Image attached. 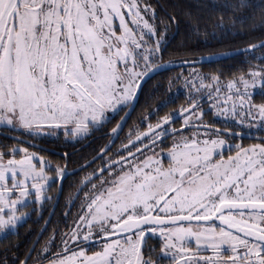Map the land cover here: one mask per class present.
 Returning a JSON list of instances; mask_svg holds the SVG:
<instances>
[{
	"label": "snow or ice",
	"instance_id": "snow-or-ice-1",
	"mask_svg": "<svg viewBox=\"0 0 264 264\" xmlns=\"http://www.w3.org/2000/svg\"><path fill=\"white\" fill-rule=\"evenodd\" d=\"M194 7L0 0V238L19 235L29 204L42 213L56 178L57 203L64 193L70 154L54 163L45 145L67 148L115 122L68 193L65 220L79 206L67 230L53 229L40 247L37 238L23 256L6 245L0 264H264V0ZM181 15L205 44L233 42L180 61L168 84L182 81L185 104L163 115L162 104L149 109L117 145L143 84L176 63L164 53ZM236 37L250 39L231 50ZM235 55L246 68L197 67ZM246 136L257 142H235Z\"/></svg>",
	"mask_w": 264,
	"mask_h": 264
},
{
	"label": "flooded vegetation",
	"instance_id": "flooded-vegetation-1",
	"mask_svg": "<svg viewBox=\"0 0 264 264\" xmlns=\"http://www.w3.org/2000/svg\"><path fill=\"white\" fill-rule=\"evenodd\" d=\"M177 33H178V30L175 28L172 29L171 32H169L168 43L172 39L174 34H177ZM168 43H167V46H168ZM167 56H168V50L166 47V50L164 53V59L165 60H167ZM176 69H178L177 70V73H178L182 70V67L176 68ZM165 79H166V76L164 77V79L161 78L160 81L158 79L152 84L153 89L150 88V90H148L149 94H148V97L144 103H140V104L138 103V100L140 97V95H139L136 106H135V110L132 112L130 118L128 119L127 124L124 125V130H123V132L120 133V139H117V141H116L117 145H119L120 140H122L128 134L129 130L133 127V125L139 124L141 118L147 114V111L149 109H151L153 112H155L156 106L158 104H162L163 106L160 108L158 115H163V114H160V112L164 111L168 108V107H166V106H168L167 105L168 102H174L175 103L181 94L186 97V90L183 87L182 81L179 82L176 85V87L174 86L173 89H170L173 86L171 85V87H169V84L167 83V81H165ZM144 84H143V86H144ZM158 84L163 85L162 90H164L166 94L158 104H153L151 102L152 93H154V92L156 93ZM140 94H141V92H140ZM184 102H186V98H185ZM183 104H185V103H183ZM181 105L182 104L180 103L175 108H171L167 111H171L174 109L178 110ZM204 106L205 107L208 106V101H207L206 96H205V100H204ZM121 115H123V113H121ZM153 117H155V118H153ZM153 117H152V122L155 123L158 116L153 115ZM117 119H119V117H117ZM206 119H207V117H206ZM114 123L115 122H113V124L107 125L106 128L102 129L101 131L93 132L86 139H82L78 143H74L73 145H71L67 148H65L63 146H55L52 143L45 145V147H48L50 149H54V151L57 153L56 155H52L51 153H42L43 155H45L49 159H51L54 163L59 162V163L63 164L65 161H64L62 154L64 152H68L70 154L68 156V159H67L68 172L65 175V178L63 180V185L64 184L66 185L65 189H66L67 194H66L65 198H63L62 195H60L59 202L58 203L56 202L55 197L57 196L58 184H59V178H56L55 182H53L51 184V187L46 191V195L53 197V199L50 200V205H49L48 210L45 209V208H47L46 203L44 205V209H43L42 213L39 210L35 211V212L32 211V208L36 207L35 205L31 204V206H29L28 211L31 212V215L29 217H26L25 220L19 225V227L17 229V231H19L20 226H23L28 220H31L32 214H33V216L36 217V220L38 222V226H37V229L35 230V232L33 234V237H32V240H31L29 246L27 247V250L37 240V238H39L41 241V244L37 245V247H40L44 243V241H46L49 238V236L52 235L53 229L59 230L57 232V237L59 236L60 231H66L67 230L65 228V224L66 223L71 224L72 215H74L77 212L78 206H79V201H77L76 206L72 207V215H69L67 217V220H65L63 213L67 211V208L69 206L68 200H67L68 193L70 191H74L76 183L86 174V172L91 171V168H88L85 171H80L78 168L81 167L83 164L87 163L88 161H90L94 155H97L99 153L100 147L109 142L108 137L105 136V132H107L112 126H114ZM146 126H147V122H145L144 129H146ZM144 129H141V130H144ZM2 139H4V138L0 137V140H2ZM250 141H255V140L249 139L246 136L243 141L237 140L235 142L236 143L242 142L244 144V142L247 143ZM167 142L168 141H165V143H167ZM99 163H100V161L97 160L95 162V164H92L91 167L94 168ZM51 175L55 176L54 173H51ZM53 206H55L54 212H53ZM44 212H45V215L43 216ZM41 215H42L43 219L40 218ZM55 215L57 216V218H55ZM49 218H50V220H49ZM46 223H47V230L44 231ZM42 231H43V235L41 236ZM0 239H2V238H0ZM57 243L59 244V239H57ZM149 243L151 244V243H153V241L150 239ZM56 250L57 249H53V251H56Z\"/></svg>",
	"mask_w": 264,
	"mask_h": 264
},
{
	"label": "trees",
	"instance_id": "trees-1",
	"mask_svg": "<svg viewBox=\"0 0 264 264\" xmlns=\"http://www.w3.org/2000/svg\"><path fill=\"white\" fill-rule=\"evenodd\" d=\"M169 2H174V0H169ZM180 2L183 3H187V4H191L193 5L192 11L195 13L196 12V8L194 7V5L198 2V0H180ZM254 3H259V0H253ZM201 29H203V22L201 23ZM209 31H212L211 27H209L208 29ZM171 32V30H170ZM249 37H236L235 38V43H233V48L231 50H235L236 47H244V44L241 43V41H247L249 40ZM204 37L203 36H195L192 31L191 28L187 22V18L184 17L183 15H181L180 17V26L178 29V33L174 34V36L172 37V39L169 41L168 46H167V50H168V56H167V60H173V61H182L185 58L188 59H192V58H199L200 56H206L209 55L212 52H217V51H226L229 50L227 48H225L224 46L230 44L233 42V37L228 36L226 38H224L223 40L217 41L215 39H210L209 42L207 44H205L204 42ZM183 43V47H181V44ZM186 49H191L192 50V54L188 55L187 57L185 56V50ZM259 55V53H258ZM246 59V57L244 55H235L233 57L230 58H225L219 61H214V62H209L206 64H202L199 65L197 67H203V69L205 71H209L212 69H222L225 73H228L230 71H238L240 68H246L247 65L243 64L242 61H244ZM178 69H168L167 71L154 75L151 79H149L144 86L142 87V91L138 100V103H144L148 97V90L153 89L152 84L159 79V81L162 79H164V77L166 76L165 81H167L168 83V77L170 76H174L177 73ZM184 71H188V69H183ZM179 82H175L172 84V88L173 89L174 86L176 87V85ZM163 84V83H162ZM162 84H158L157 86V90L156 93H152V100L151 102L153 104H158L162 98L165 96V91L162 90L163 85ZM168 94V93H167ZM185 96H183L182 94L178 97V100H176V102H168V107L166 110L161 111L160 114H164L166 112H168L167 110L171 109V108H175L178 104H183L185 103ZM257 99H259V96H257ZM155 118V117H153ZM245 144V142H244ZM66 185H63V189H64V193L62 195L63 198H65L67 192L65 189ZM61 197V198H62ZM47 204V208H45L46 210H48L49 205H50V201L46 202ZM45 215V212L43 214V216ZM35 218V219H34ZM55 218H57V216L55 215ZM43 219V218H42ZM38 226V222L36 220V217L31 216V220H28L23 226H20V229L18 231L19 235H10L9 237H7V239H0V253L3 252V249L6 245L12 244H18L19 248L18 249H13V251H17L21 256H23V254L26 252L27 247L29 246L33 234L35 232V230L37 229ZM9 255H11V253H9Z\"/></svg>",
	"mask_w": 264,
	"mask_h": 264
},
{
	"label": "water",
	"instance_id": "water-1",
	"mask_svg": "<svg viewBox=\"0 0 264 264\" xmlns=\"http://www.w3.org/2000/svg\"><path fill=\"white\" fill-rule=\"evenodd\" d=\"M207 56V55H206ZM232 57V56H231ZM229 58V57H228ZM225 59V58H224ZM219 60H222V59H214V60H212L211 62H214V61H219ZM180 61H177L174 65H172V66H170L169 67V69H175V68H181V65H180V63H179ZM206 63H209V61H205L203 64H206ZM199 65H201V64H197V66H199ZM86 164V163H85ZM84 165V164H83ZM82 165V166H83ZM81 166V167H82ZM81 167H79L78 169H80ZM59 186H60V181H59V184H58V188H59Z\"/></svg>",
	"mask_w": 264,
	"mask_h": 264
},
{
	"label": "rangeland",
	"instance_id": "rangeland-1",
	"mask_svg": "<svg viewBox=\"0 0 264 264\" xmlns=\"http://www.w3.org/2000/svg\"><path fill=\"white\" fill-rule=\"evenodd\" d=\"M188 70H190V69H188ZM254 142H257V141H250V142L245 143V145H248V144H250V143H254ZM29 206H31V204H29ZM29 206H28V208H29ZM28 208H26V209H22V211H28ZM28 212H29V211H28Z\"/></svg>",
	"mask_w": 264,
	"mask_h": 264
}]
</instances>
